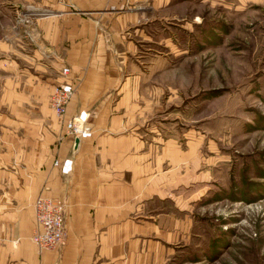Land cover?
Masks as SVG:
<instances>
[{"label":"crops","instance_id":"0c3cea01","mask_svg":"<svg viewBox=\"0 0 264 264\" xmlns=\"http://www.w3.org/2000/svg\"><path fill=\"white\" fill-rule=\"evenodd\" d=\"M50 1L60 11L37 20L39 34L55 39L47 60L37 62L43 81L27 78L24 110L0 119V264H158L163 245L187 235L186 190L199 185V150L149 141L139 130L133 102L149 103L150 92L139 94L134 70L141 62L127 56L135 47L125 38L149 42L156 7L170 0ZM107 6L129 9L102 11ZM146 21L144 29H131ZM61 65L70 68L74 90L60 119L48 96L62 78L48 71ZM80 112L85 132L70 135L64 122ZM38 195L63 202L58 250H39L31 240Z\"/></svg>","mask_w":264,"mask_h":264},{"label":"rangeland","instance_id":"374dc122","mask_svg":"<svg viewBox=\"0 0 264 264\" xmlns=\"http://www.w3.org/2000/svg\"><path fill=\"white\" fill-rule=\"evenodd\" d=\"M25 1L0 0V119L24 110L26 80L43 81L37 62L47 60L48 42L55 41L39 34L37 20L60 10L50 0ZM169 4L157 5L149 42L125 38L135 47L127 56L141 62L134 70L139 94L150 92L149 103L133 102L139 130L149 141L194 143L199 150L193 161L199 185L186 190L187 235L163 245L158 264H264V0Z\"/></svg>","mask_w":264,"mask_h":264},{"label":"built area","instance_id":"2783aa9c","mask_svg":"<svg viewBox=\"0 0 264 264\" xmlns=\"http://www.w3.org/2000/svg\"><path fill=\"white\" fill-rule=\"evenodd\" d=\"M69 73L68 66H61L60 75L63 78L53 87L49 96V106L60 119L74 90ZM84 120L85 115L81 112L67 119L64 122L67 133L73 136L84 133ZM56 163L54 160L53 164ZM33 210L35 226L31 233L32 242L39 250L61 248L64 240L63 202L55 197L38 195L33 201Z\"/></svg>","mask_w":264,"mask_h":264}]
</instances>
